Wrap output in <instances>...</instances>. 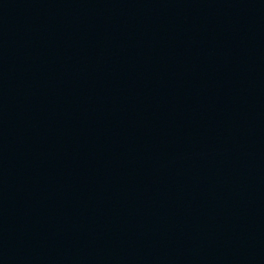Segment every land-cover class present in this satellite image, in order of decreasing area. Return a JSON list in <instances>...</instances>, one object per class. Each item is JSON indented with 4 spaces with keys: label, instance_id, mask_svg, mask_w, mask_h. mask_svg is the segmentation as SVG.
I'll return each instance as SVG.
<instances>
[{
    "label": "water",
    "instance_id": "water-1",
    "mask_svg": "<svg viewBox=\"0 0 264 264\" xmlns=\"http://www.w3.org/2000/svg\"><path fill=\"white\" fill-rule=\"evenodd\" d=\"M0 264H264V0H0Z\"/></svg>",
    "mask_w": 264,
    "mask_h": 264
}]
</instances>
